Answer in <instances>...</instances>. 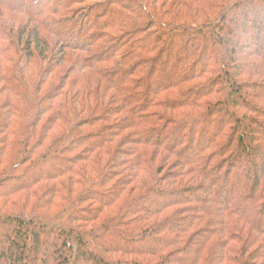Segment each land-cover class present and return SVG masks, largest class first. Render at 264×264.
Instances as JSON below:
<instances>
[{
  "label": "trees",
  "instance_id": "trees-1",
  "mask_svg": "<svg viewBox=\"0 0 264 264\" xmlns=\"http://www.w3.org/2000/svg\"><path fill=\"white\" fill-rule=\"evenodd\" d=\"M86 1L102 0H0V264H34L43 245V264H264V252L254 263L245 258L246 241L235 239L244 230L230 224L236 220L264 242V150L251 142L254 128H264V105L250 108L237 82L242 71H232L234 50L248 48L241 36L264 61V0H106L92 5L93 19L76 9ZM12 30L17 40L30 37L24 53ZM185 36L192 46L200 41L197 51L181 54ZM50 37L90 55L56 51ZM219 47L224 56L208 60ZM48 56L54 67L38 72ZM69 60L80 76L67 84L71 73L55 67ZM182 61L189 65L169 85L160 82ZM87 71L102 79L107 95L93 99L99 91L90 90ZM201 75L224 77L231 99L251 112L246 118L228 114L226 103L213 106V136L226 128L224 116L231 119L228 134L215 140L198 116L147 112L178 106L177 97L158 96ZM174 164L208 185L175 171L167 175L173 181L157 177ZM214 216L224 225V247L212 244ZM235 241L238 251L230 247Z\"/></svg>",
  "mask_w": 264,
  "mask_h": 264
},
{
  "label": "rangeland",
  "instance_id": "rangeland-1",
  "mask_svg": "<svg viewBox=\"0 0 264 264\" xmlns=\"http://www.w3.org/2000/svg\"><path fill=\"white\" fill-rule=\"evenodd\" d=\"M106 0H102V1H92V2H84L83 4H80L79 6H76V9L79 10L78 14L83 15V12L86 13V16H89L90 19L94 18V13H93V7L92 5L95 3L97 5H103L105 4ZM122 1H126V0H122ZM85 10V11H84ZM14 15V14H13ZM84 16V15H83ZM84 16V17H86ZM20 18V16H18ZM22 21H27L26 19H22ZM17 26L19 25L18 23L16 24ZM6 27V25H5ZM9 27L7 26L6 29H8ZM9 31V30H8ZM14 30H12V35L14 37L15 40H17V38L19 37L18 34H16V32H14ZM110 32V31H109ZM108 32V33H109ZM113 32V30H112ZM111 32V34H112ZM117 35L119 34V32H116ZM182 35L179 34V39H181ZM240 36V34H239ZM65 37H66V33H65ZM29 38H26V36H24L23 38H21L20 40H17V47L19 48L20 52L19 53H24L22 52L23 48H24V42L25 40ZM184 38V37H183ZM240 38V37H238ZM242 41H244V43L247 45V49H242V50H234L233 56L234 59L236 58L237 60V65L234 66V68L232 69V71L236 70V69H240L242 71V74L238 77L237 82H239L242 86V97L246 100V102H248L250 104V108L252 107H258L260 104L264 105V84L260 83L261 81V77L260 75H262L261 73V66L264 68V61L261 58L258 57H254L253 56V44L248 40V37L246 36H241ZM51 40H54L56 45V51H64L67 50L70 54L74 55L71 56L72 58H77L76 56H82L84 57L85 55L87 56L88 54L85 53L84 51H80L77 54L74 53L73 50H68L67 48H65L61 43L60 40H58L57 38L54 37H50ZM210 42L214 45V42H216V44L213 46H219V42H217V38L216 36H209ZM49 42V41H48ZM200 42V41H199ZM199 42H195V45H191L190 43H188V38L185 36V48H183L181 54L184 53H188V52H195L197 51V46L199 44ZM55 44L52 42L51 44V48H55ZM188 44V45H187ZM190 47V48H188ZM211 48V47H210ZM172 51H174V48H171ZM65 51V52H67ZM89 51V50H88ZM224 52V48L223 47H219L217 49V52L210 54L208 56V60L212 57H220L222 58L224 56L225 53ZM90 55V54H89ZM88 55V56H89ZM87 56V57H88ZM182 56V55H180ZM51 57L48 56V58L43 61L40 65L38 64V72L40 71V69H44V68H51L54 67V62H52ZM147 59V58H145ZM56 63V62H55ZM82 67L84 65H87L86 62H78ZM197 63V62H196ZM203 65V61L198 62V65L196 66V70H199V68L201 67L200 65ZM254 64L255 66H258L259 68H256L255 71H253L251 69V65ZM187 61H182L181 63H178V65L174 66L172 69V73L169 74L168 79H166L167 74H165V77H163L164 79L160 82L165 83L167 85H169L168 82H171L174 78V73L178 70V69H182L187 67ZM70 67V60L68 61V63H63V64H59L55 67V69L60 71V74L63 75V73L65 71H67V73H71V76H69L68 78H64L63 82H66L67 84H69V82L73 79H76V77H79L80 74L79 73H74L73 71L69 70ZM77 69L79 70L78 66ZM80 71V70H79ZM37 72V73H38ZM88 77H91L92 79L90 80V84L88 85L91 91H95V93H97V91H99V96L96 94L93 99L95 98H102L103 95H107V89L105 88V85L102 81L101 78L97 77L96 75H93L91 72H88ZM68 76V74H67ZM210 75H208L207 77L204 75L199 76L197 79H193L192 81H190L189 83L186 84V86H182V87H178L175 89H171L169 90H163L160 95L158 96V101H163L164 99L167 98H172L174 99V97H177V101H181L182 103H178V106H174L172 107V110H160V109H147V112L149 113H154V114H160L162 115L164 118L168 119H177V120H181V119H185V118H190L191 116H198V118H200V120L202 119L205 123H204V131L205 133L208 134L207 138L209 140H211L212 138L215 140V138L219 135H222V133L224 132L225 134H228V130L226 129L228 126H230L231 124V119H228V117L224 116V119H222V124H227V126H225L226 128L219 130V132L217 131V135L216 137L212 135L213 132V127L211 126V112L210 110L212 109L213 106H216L217 104H221V103H226L227 106L229 107V111L227 112L228 114L231 115H237V116H244L246 118H250L251 117V112L247 111V109H245L246 103L243 104V106L239 105V103L237 102V100H232L231 97L229 96V92L227 89V86L225 84V78L222 77L221 75L218 77H209ZM141 77V76H140ZM143 80L147 82V76L143 74ZM224 81V83H223ZM161 83H157V84H153V88H157ZM216 84V86H215ZM143 85L145 86V82L143 83ZM210 87L208 89H203L206 86ZM203 89V90H202ZM153 90V89H151ZM155 90V89H154ZM147 92L146 87L144 88V92ZM158 92V91H157ZM185 93L182 97H178V95ZM204 93V94H203ZM114 95V94H112ZM199 98V104H195L193 107H188L190 105H192V103L195 101V103L197 102L196 99ZM2 97H0V102H2ZM146 100V97H145ZM93 102V100H91ZM91 101H87V107L89 108V104L91 103ZM185 103V104H184ZM198 103V102H197ZM162 104V103H161ZM107 106L109 108H115L116 106L114 104H107ZM188 107V108H187ZM263 109V108H262ZM182 110L184 111V113L182 112ZM249 110V109H248ZM264 110V109H263ZM77 114L80 113L76 112ZM183 113V114H182ZM264 113V112H263ZM263 115V114H262ZM253 116V115H252ZM219 114L217 116V118L215 119L214 123L216 124V122L222 118L219 117ZM255 117L258 121H262L261 119L257 118V116H253ZM209 119V121L207 122V120ZM224 121V122H223ZM73 122V121H72ZM76 123V122H75ZM78 123V121H77ZM123 123V122H122ZM126 124V122L124 123ZM124 126V125H123ZM85 131H87V129L84 127ZM89 130H91L90 128H88ZM200 128H198V130H200ZM264 129V128H263ZM262 129V130H263ZM96 129H94V131H96ZM260 130V127L254 128V133H251L252 137V145L253 147L259 148L258 150H264V130L262 131ZM131 132L133 133V131L131 130ZM128 134H124L125 136L128 135V139L130 141H134V136L133 134L129 136V131H127ZM136 135V134H135ZM205 136V135H204ZM124 137V136H122ZM176 138V137H175ZM200 144V143H199ZM202 144V143H201ZM168 159V158H167ZM169 163H174V160L172 158L168 159ZM246 163V162H245ZM154 165V163H153ZM177 166V168H173V169H169L166 170L165 172H163L162 174H157V177H163V179H170L171 181H173L170 176L167 177V175L169 173H172V171L178 172L180 173L182 176H184V178L189 177L192 178L191 173H190V169L188 167H184L183 169H180V167L177 164H174ZM155 166V165H154ZM244 169L242 175L243 178L247 173V170L249 169V166H247V164H245L243 167ZM198 178V177H197ZM194 182H196L198 185L200 184L201 187H205L208 185V183L204 180L201 179V183H200V178L199 179H195L192 178ZM163 185H165V182L162 183ZM203 195L205 196L207 203L211 204V205H215L217 206V204H215L214 198L211 197V194H208L207 192L203 193ZM224 216V215H223ZM225 217V216H224ZM232 219V217L230 218ZM211 220L213 221L214 224V228L215 231H217V235L213 236V243L212 244H216V245H220L221 247H224V245L228 244V240L227 238H224L220 235L219 230L218 229H222L224 228V225L219 226L216 223V218L215 216L211 218ZM236 224H235V223ZM231 225H237L239 229L244 230L242 231V234L236 236V240L239 241V239H241V237L243 238L244 241H246V245H248L249 250L247 252V254L245 255V258L249 257V262L254 263L255 261V253H263L264 252V242L260 241L259 236H257L256 233L252 232V231H248L247 228H245L244 226L241 225V223H237L236 220L232 219V221L230 222ZM249 233V235L247 233ZM6 233L10 234V232ZM4 234L3 230H0V244L4 245L3 247H5V240L1 239V236ZM238 241H235L237 243H230V247H233L235 250L238 251V249L241 248V244H239ZM239 244V245H238ZM41 253L35 257L37 262H34V264H43L45 259H46V253H47V249L45 248V246H41ZM30 252V251H29ZM29 259H32V261H34V254L31 253ZM28 259V260H29ZM2 264H5L2 263ZM31 264V263H29Z\"/></svg>",
  "mask_w": 264,
  "mask_h": 264
}]
</instances>
